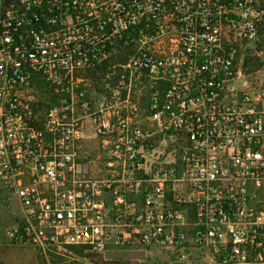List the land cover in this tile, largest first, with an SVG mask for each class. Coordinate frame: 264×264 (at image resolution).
Returning a JSON list of instances; mask_svg holds the SVG:
<instances>
[{
  "label": "built area",
  "instance_id": "built-area-1",
  "mask_svg": "<svg viewBox=\"0 0 264 264\" xmlns=\"http://www.w3.org/2000/svg\"><path fill=\"white\" fill-rule=\"evenodd\" d=\"M263 33L264 0H0L5 239L264 264V87L238 65Z\"/></svg>",
  "mask_w": 264,
  "mask_h": 264
},
{
  "label": "rangeland",
  "instance_id": "rangeland-1",
  "mask_svg": "<svg viewBox=\"0 0 264 264\" xmlns=\"http://www.w3.org/2000/svg\"><path fill=\"white\" fill-rule=\"evenodd\" d=\"M238 65L253 86L264 87V33L254 42L244 44L240 50ZM40 91L39 98L45 96ZM54 98L47 93V104ZM16 200L8 194L0 195V264H216L210 255L193 251L184 262L159 249L140 245L111 247L103 252L83 246L51 247L43 249L34 245L8 242L4 228L18 215Z\"/></svg>",
  "mask_w": 264,
  "mask_h": 264
}]
</instances>
